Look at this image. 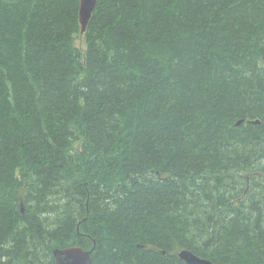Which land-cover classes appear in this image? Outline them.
I'll return each mask as SVG.
<instances>
[{"label": "trees", "instance_id": "obj_1", "mask_svg": "<svg viewBox=\"0 0 264 264\" xmlns=\"http://www.w3.org/2000/svg\"><path fill=\"white\" fill-rule=\"evenodd\" d=\"M79 9L0 0V264H264V0Z\"/></svg>", "mask_w": 264, "mask_h": 264}, {"label": "water", "instance_id": "obj_2", "mask_svg": "<svg viewBox=\"0 0 264 264\" xmlns=\"http://www.w3.org/2000/svg\"><path fill=\"white\" fill-rule=\"evenodd\" d=\"M98 0H80L79 22L81 25L80 33H86L88 25L97 7ZM245 119H240L236 125L244 123ZM260 124L259 119L247 121V123ZM91 250H85L79 245H72L65 248H56L53 251L56 264H93ZM179 257L189 264H214L210 259L197 256L191 250L183 249L179 252Z\"/></svg>", "mask_w": 264, "mask_h": 264}, {"label": "rangeland", "instance_id": "obj_3", "mask_svg": "<svg viewBox=\"0 0 264 264\" xmlns=\"http://www.w3.org/2000/svg\"><path fill=\"white\" fill-rule=\"evenodd\" d=\"M76 43H77V45H78L79 47H81L82 49L85 48V42H84V39H83L82 37H78Z\"/></svg>", "mask_w": 264, "mask_h": 264}]
</instances>
